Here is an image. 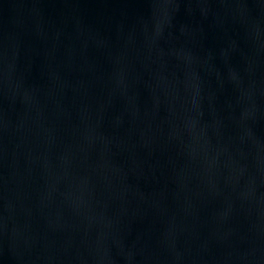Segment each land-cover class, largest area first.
Segmentation results:
<instances>
[{"label": "water", "instance_id": "1", "mask_svg": "<svg viewBox=\"0 0 264 264\" xmlns=\"http://www.w3.org/2000/svg\"><path fill=\"white\" fill-rule=\"evenodd\" d=\"M0 264H264V0H0Z\"/></svg>", "mask_w": 264, "mask_h": 264}]
</instances>
